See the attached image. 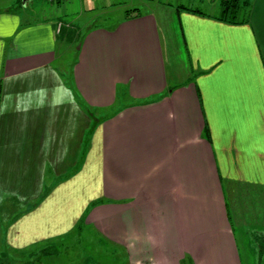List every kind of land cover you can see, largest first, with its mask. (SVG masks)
<instances>
[{"label": "crops", "instance_id": "1", "mask_svg": "<svg viewBox=\"0 0 264 264\" xmlns=\"http://www.w3.org/2000/svg\"><path fill=\"white\" fill-rule=\"evenodd\" d=\"M199 1L213 14L160 7L163 33L152 9L80 28L0 8L9 248L84 225L128 264H243L230 204L264 198V0L232 22L224 0ZM63 45H77L69 72Z\"/></svg>", "mask_w": 264, "mask_h": 264}, {"label": "rangeland", "instance_id": "2", "mask_svg": "<svg viewBox=\"0 0 264 264\" xmlns=\"http://www.w3.org/2000/svg\"><path fill=\"white\" fill-rule=\"evenodd\" d=\"M70 1V3L69 1L65 3L66 16L63 13V8L50 0H0V8L17 6L23 11L34 13L38 19L61 20L80 28L95 24L113 25L120 18L127 16L129 12L136 11L137 8L143 12L152 9L162 13L158 15L162 33L165 29V16L168 14L163 13L160 7L168 3L173 6L183 4L187 8L192 7L194 10H202L206 14H213L206 10V7L201 9L199 0H195V3L193 0H102L101 2L97 0L94 3L91 0ZM231 1L237 2L240 8L236 17L232 14L226 18H236L235 20L242 21L243 15L248 10L246 3L250 0ZM165 9L167 10L168 7ZM170 18L171 15L167 20ZM175 19L177 21V18ZM63 46L58 49L60 61L57 64L60 68L64 66L69 72L77 59V45ZM176 68L179 69V67ZM254 195V199L249 203L245 202L246 205L242 210L239 209V207H243L241 202L236 204L237 208L230 204L232 228L243 264H264V198L260 200L258 194ZM4 222L0 204V264H128V258L123 250L111 243L100 241L96 234L91 230H86L84 225L80 226L74 236L44 244L39 249L27 252L14 251L9 248L5 240Z\"/></svg>", "mask_w": 264, "mask_h": 264}, {"label": "trees", "instance_id": "3", "mask_svg": "<svg viewBox=\"0 0 264 264\" xmlns=\"http://www.w3.org/2000/svg\"><path fill=\"white\" fill-rule=\"evenodd\" d=\"M235 1H238V0H234V2ZM222 4H223V8H224V18L223 19H226L228 22L235 21V19H236L235 17L237 16L238 10L240 8L239 4L237 2L233 3L231 0H224ZM232 14L235 15V17H233L235 19L226 18L228 15H232Z\"/></svg>", "mask_w": 264, "mask_h": 264}, {"label": "built area", "instance_id": "4", "mask_svg": "<svg viewBox=\"0 0 264 264\" xmlns=\"http://www.w3.org/2000/svg\"><path fill=\"white\" fill-rule=\"evenodd\" d=\"M52 3L54 2H66L67 0H50ZM61 27V26H60Z\"/></svg>", "mask_w": 264, "mask_h": 264}]
</instances>
